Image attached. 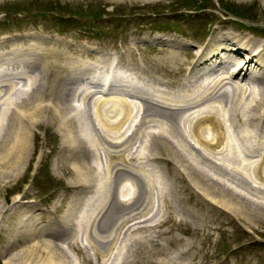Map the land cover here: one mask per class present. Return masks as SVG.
Listing matches in <instances>:
<instances>
[{
    "label": "rangeland",
    "instance_id": "obj_1",
    "mask_svg": "<svg viewBox=\"0 0 264 264\" xmlns=\"http://www.w3.org/2000/svg\"><path fill=\"white\" fill-rule=\"evenodd\" d=\"M223 31L247 33L255 42L260 41L264 45V6L261 1L0 0V40L6 39L0 42V52L12 46L39 41L46 48L65 45V54L74 60L69 63L62 60L61 56L55 61L46 58L50 87H46L48 90L46 89L47 95L44 97L58 93L71 66L81 67V62L94 61L96 50L107 54L109 60L116 54L120 64L126 62L133 65L141 73L142 79L139 81L150 83L146 86L152 85L156 89L158 86L161 90L176 93L177 85L186 77L188 65L195 60L199 48ZM15 65L17 63L13 60L3 68L0 67V74L7 75L8 71L17 74L8 77L12 82L21 81L20 84L23 82L18 75H23V81L27 84L37 72L32 67L16 68ZM134 67L131 72L135 70ZM83 82L74 86L76 92L88 87ZM250 85L254 86L255 82ZM23 86L20 85L22 88ZM94 95L93 100L98 94ZM104 96L125 97L115 92ZM129 101L131 104L139 102L136 98H130ZM69 102L74 109L81 110L82 105L77 97L71 96ZM111 103L103 104L98 113H101V117L114 114L109 107L106 108ZM136 108H132L133 116L137 114ZM89 113L94 127L102 131L95 121L92 109ZM43 114L47 115L48 112ZM82 115L81 131L87 133L89 138L96 137L90 128L88 116L86 119V114ZM236 122L239 129H252L250 121L235 120ZM224 124L229 143L236 151L239 146L232 137L233 130L228 121ZM200 129H203L202 132L208 139L215 132L207 121L198 125V130ZM29 130V149L17 167L6 174L4 171L8 170L10 158H0L1 180H7L0 183V264H41L32 259L30 262H19L21 254L17 251L31 243L27 238L23 236L18 240L8 241L15 227L22 230L35 226L62 235L59 242L64 246L68 257L65 264H120V256H125L128 248V234L137 236L139 232L133 230V227L126 233H123L124 229L118 232L115 247L111 251L114 262H105L104 257H94L90 244L97 243L94 235L98 233L99 223L93 217L89 218V215L96 206L102 205L100 202L106 192L98 195L94 182L85 193L78 183L70 185L73 171L68 169L69 165L62 167L64 170L59 169L58 159L63 162L65 159L60 156L61 138L53 121H39L29 127ZM189 140L199 147L195 138L189 137ZM136 145L137 143L134 146ZM88 150L89 159L94 166H104L98 156L95 157ZM143 151L148 153L147 147ZM96 153L99 155L98 150ZM63 155H67V152ZM101 158L103 163L106 162L103 156ZM186 160L194 161L188 156ZM176 163L175 157L165 153L158 154L154 159L135 163L143 168L140 169L141 176L152 183L148 185L145 182L144 197L138 211L143 213L142 217L147 219L146 224L149 226L161 220L160 226L141 230L142 235L147 236L149 233L148 237L153 236L154 241L143 246L144 254L142 251L137 254L135 264H161L157 262V258L165 257L171 252L179 253L185 264H264V218L250 219L218 211V206L210 203L195 188L189 170L186 171ZM262 169L259 173L264 175ZM191 171L197 174L204 172L201 167ZM208 172L213 177L219 175L210 170ZM102 173L105 174V171L96 172L103 178ZM248 174L254 178L253 172ZM136 181L133 176L125 178L117 182L113 189L123 187L131 194L138 187ZM255 181L259 183L257 178ZM101 186L106 190L107 186ZM222 186L235 193L227 185ZM80 192L83 194L75 203L79 221L77 219L76 223L68 226L63 214L68 202ZM16 197L17 202L13 201ZM243 199L252 203L251 196ZM125 204V201L115 198L113 210L120 209ZM107 215L100 219L102 229L112 216V210ZM112 219L108 222L107 229L103 230L105 233L99 234L114 231L115 217ZM138 221L133 219L128 224ZM7 242L13 244L8 245ZM105 248L107 246L99 249L104 253ZM145 249L149 253H145ZM5 259L8 262H4Z\"/></svg>",
    "mask_w": 264,
    "mask_h": 264
},
{
    "label": "bare ground",
    "instance_id": "obj_2",
    "mask_svg": "<svg viewBox=\"0 0 264 264\" xmlns=\"http://www.w3.org/2000/svg\"><path fill=\"white\" fill-rule=\"evenodd\" d=\"M260 1L264 6V0ZM34 37L38 38V36ZM64 49L65 45H61L60 48L55 46L46 48L39 41H35L29 45L12 46L0 52L1 68L14 60L17 63L16 68L28 66L37 70L27 84L23 81L25 77L20 74L18 77L22 79L21 84L19 83L21 81L12 82L10 77L0 81V116L5 115L3 118L0 117V158L3 160L10 158L8 170L4 171L8 174L21 163L22 156L29 149V127H33L39 121L48 123L53 121L56 124L61 138L60 156L65 159L63 162L59 158L58 165L59 169L69 165L68 169L73 171V177L69 180L70 185L78 183L84 188L83 193H85L94 182L98 195L101 196L106 192L100 202L102 205L96 206L90 212L89 218L93 217L100 224L102 222L100 219H104L112 210V216L107 220L104 229L97 224L98 233L94 235L97 245L90 244L94 257H104L105 262L108 260L114 262L111 251L115 247L118 232L123 229V233H126L133 227L139 235L128 234V248L126 255L120 256V264H135L137 254L141 251L144 254L143 246L154 241L153 236L148 237L149 233L147 236L142 235L141 230L158 227L161 220L149 226L146 224L147 219L142 217L143 213L138 211L144 197L145 182L148 185L152 183L151 180L147 181L141 176L140 169L143 168L135 163L144 159L146 161L154 159L161 153L175 157L176 164L183 166L186 171L189 170L195 188L210 203L218 206V211L237 217L243 215L250 219L264 218V175L259 173L261 168L264 171V45L262 42H255L251 35L241 32L223 31L211 37L196 52L197 56L188 65L190 68L184 80L177 85L176 93L161 90L158 86L157 89L152 85L146 86L150 83L139 81L140 78L142 79L141 73L133 65L130 66L126 62L120 64L114 53L115 57L109 60L107 54L96 50L94 61L81 62V67L71 66L58 93L44 97L47 95L46 87H50L46 58L55 61L61 56L62 60L69 63L74 61L65 54ZM133 67L135 70L131 72ZM8 75L17 74L8 71ZM81 81H86L85 84L90 85L88 88L84 87L81 92H76L74 86ZM251 82H255V85L251 86ZM19 84L24 85L23 88ZM147 87L152 89L148 90ZM113 92L121 95L129 94V96H104ZM94 94L98 95L93 100ZM71 96L80 100L81 110L73 108L69 102ZM128 98H137L139 102L131 104ZM106 102H112L106 108L109 107L108 109L114 114L110 117H101V113L100 115L98 113ZM135 107L137 114L133 116L132 108ZM91 109L102 131L94 127V121L89 113ZM45 111L48 112L47 115L43 114ZM82 114H86V119L88 116L90 128L96 137L89 138L87 133L81 131ZM235 120L250 121L253 125L252 129H239ZM206 121L215 130L211 139L203 134V129L198 130V125ZM226 121L229 122L233 130L232 137L239 146L236 151L229 143L224 124ZM189 137L195 138L199 147L190 142ZM145 147L148 153L143 151ZM234 148L237 149L236 146ZM88 149L95 157L98 156V160L104 166L100 168L94 166L89 159ZM97 150L99 155L96 153ZM64 152H67V155L64 156ZM149 155L153 157L150 158ZM101 156L106 162L103 163ZM187 156L192 157L194 161L188 162ZM255 157L257 158L254 159ZM132 161L134 162L131 163ZM200 167L204 174L191 171ZM209 170L219 175L213 177ZM102 171H105V174L102 173L103 178L96 174ZM250 172L254 173V178L248 174ZM132 176L136 178L138 187L136 186L131 194L123 187L113 189L117 182ZM5 181L7 180H1L0 174V183ZM99 183L107 186L106 190ZM222 185H227L239 195L224 189ZM83 193L74 195L68 202L63 214L68 226L76 223L77 219L79 221L75 203ZM246 196H251V199L255 196L251 200L252 203L243 199ZM17 197L13 201L17 202ZM115 198L125 201V206L113 210ZM113 217H115L114 233L111 231L102 235ZM133 219L139 221L132 223L136 224L132 226L128 223ZM99 232L103 233L99 234ZM23 236L31 243L17 251L21 254L19 262H30L31 259L41 264L67 262L64 246L59 242L63 238L60 233L53 230L46 231L38 226L22 230L15 227L8 241L18 240ZM7 244L12 245L13 242ZM106 246L103 253L99 248ZM145 253H149V250L145 249ZM4 262L8 260L5 259ZM157 262L185 264L179 253L172 254V252L165 257L157 258Z\"/></svg>",
    "mask_w": 264,
    "mask_h": 264
}]
</instances>
